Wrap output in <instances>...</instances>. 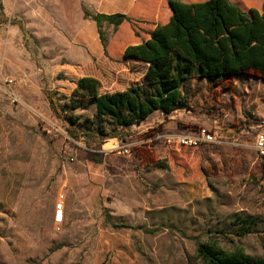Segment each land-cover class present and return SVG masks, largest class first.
Segmentation results:
<instances>
[{"label":"rangeland","instance_id":"374dc122","mask_svg":"<svg viewBox=\"0 0 264 264\" xmlns=\"http://www.w3.org/2000/svg\"><path fill=\"white\" fill-rule=\"evenodd\" d=\"M86 13L107 14L104 0H0V264H206L199 244L264 258V78H191L184 109L118 127L75 90L84 77L101 94L133 84L111 82L125 62L109 47L152 28L105 24L106 52ZM127 68L145 84L144 65ZM202 129L222 143H182Z\"/></svg>","mask_w":264,"mask_h":264},{"label":"trees","instance_id":"16d2710c","mask_svg":"<svg viewBox=\"0 0 264 264\" xmlns=\"http://www.w3.org/2000/svg\"><path fill=\"white\" fill-rule=\"evenodd\" d=\"M167 2L172 11L170 21L158 25L149 40L125 51L126 58L148 65L145 84L101 94L97 79L79 80L75 92H86L96 105L98 118L111 119L118 127L139 126L156 112L169 115L184 109L182 89L191 78L209 84L224 83L241 75L264 78V11L246 12L232 0ZM86 16L96 22L106 52L105 24L117 31L133 21L121 13ZM249 233L247 225L235 234L245 237ZM198 254L206 264H264V258L254 259L243 250L225 254L204 244L198 245Z\"/></svg>","mask_w":264,"mask_h":264},{"label":"crops","instance_id":"0c3cea01","mask_svg":"<svg viewBox=\"0 0 264 264\" xmlns=\"http://www.w3.org/2000/svg\"><path fill=\"white\" fill-rule=\"evenodd\" d=\"M180 1L186 3H203L208 0H180ZM232 1L238 4L246 12H248L251 9H256L259 10L260 12L264 11V0H232ZM104 12L107 14H118V13L126 14L133 21L136 20L139 22H143V23L135 22L139 24L142 28L143 26L145 27L146 25L149 24V26L152 28V32L156 29L158 25L167 24L172 17V11L168 6L167 0H104ZM128 23L129 22H126L123 25H121L123 30H124V26ZM151 33H150V37H151ZM93 37L94 40H96L97 42V34H95ZM126 41L127 40L124 37V35H122V33L121 34L119 33L117 39L113 44H111V47H109L108 50L109 57L115 60H120V61L122 60L125 62V64H127V65L125 64L118 65L119 67L116 69V71L112 72L111 74V82L112 83L115 82V84H117L118 82L121 84L125 81V79L133 80V84L131 85L129 84L128 87L125 90H122L121 92L126 91L127 89L133 86L139 85L136 83V80H134L132 74H130V72L128 71L127 66L129 63H134L136 65H144L145 70L147 71L148 69V65L146 63H143L136 59L125 57V51L129 46L140 45L143 42L141 43L135 42L127 45ZM146 71L143 75V79L145 82H146L145 80ZM157 113H161V112H156L153 115Z\"/></svg>","mask_w":264,"mask_h":264},{"label":"built area","instance_id":"2783aa9c","mask_svg":"<svg viewBox=\"0 0 264 264\" xmlns=\"http://www.w3.org/2000/svg\"><path fill=\"white\" fill-rule=\"evenodd\" d=\"M161 137H158L157 139H160ZM168 143L170 142V139H167ZM204 142L211 145H220L222 142L218 140V138L212 134L211 132H208L205 129L200 130V133L198 136L195 137H188L184 138L182 140V143L185 145H196L198 142ZM116 149L118 148L117 146ZM254 147L258 153V156L261 158H264V132L260 133L255 140ZM124 153H128V150H124V147L122 148ZM67 188V185L64 186V189ZM64 194L60 195V198L56 204L55 207V214H54V220L56 225H62L65 219V201H64Z\"/></svg>","mask_w":264,"mask_h":264}]
</instances>
